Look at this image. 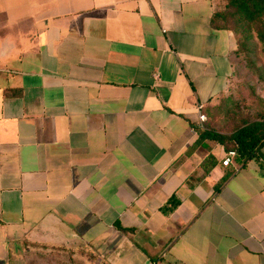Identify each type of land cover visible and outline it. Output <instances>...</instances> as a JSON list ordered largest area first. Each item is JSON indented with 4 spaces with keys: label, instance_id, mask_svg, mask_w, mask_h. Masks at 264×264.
I'll return each instance as SVG.
<instances>
[{
    "label": "crops",
    "instance_id": "crops-1",
    "mask_svg": "<svg viewBox=\"0 0 264 264\" xmlns=\"http://www.w3.org/2000/svg\"><path fill=\"white\" fill-rule=\"evenodd\" d=\"M221 1L0 0V264H264V142L195 144Z\"/></svg>",
    "mask_w": 264,
    "mask_h": 264
},
{
    "label": "rangeland",
    "instance_id": "rangeland-1",
    "mask_svg": "<svg viewBox=\"0 0 264 264\" xmlns=\"http://www.w3.org/2000/svg\"><path fill=\"white\" fill-rule=\"evenodd\" d=\"M223 5L222 0L216 9ZM262 21L264 23V17ZM218 23L239 28L236 40L241 44L236 53L229 92L206 109L203 125L226 133L246 121L264 117V42H260L253 27L239 17Z\"/></svg>",
    "mask_w": 264,
    "mask_h": 264
},
{
    "label": "trees",
    "instance_id": "trees-1",
    "mask_svg": "<svg viewBox=\"0 0 264 264\" xmlns=\"http://www.w3.org/2000/svg\"><path fill=\"white\" fill-rule=\"evenodd\" d=\"M223 2H225V5L212 12L210 25L213 28L230 29L236 36L240 34L239 28H231L227 24L221 25L218 21L222 20L224 23H227V20L231 17H239L252 26L258 40L264 42V23L262 21L264 17V0H223ZM240 44L241 41H237L238 47L235 54L239 50ZM204 139L221 144L227 151L234 150V159L237 157H242L243 159L251 158L264 142V117L246 121L226 133L218 132L210 128L198 130L195 144H199ZM219 184L214 185L215 189L218 188ZM172 199L171 197L170 201ZM117 226L122 230H129L120 225Z\"/></svg>",
    "mask_w": 264,
    "mask_h": 264
},
{
    "label": "built area",
    "instance_id": "built-area-1",
    "mask_svg": "<svg viewBox=\"0 0 264 264\" xmlns=\"http://www.w3.org/2000/svg\"><path fill=\"white\" fill-rule=\"evenodd\" d=\"M199 120L203 121L204 120V116L203 114L199 115ZM235 156V151L234 150H228L225 152L222 160H221V164L222 165H228L231 163V160L233 159V157Z\"/></svg>",
    "mask_w": 264,
    "mask_h": 264
}]
</instances>
